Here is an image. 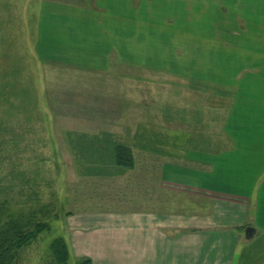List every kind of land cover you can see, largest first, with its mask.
<instances>
[{
  "label": "rangeland",
  "instance_id": "rangeland-1",
  "mask_svg": "<svg viewBox=\"0 0 264 264\" xmlns=\"http://www.w3.org/2000/svg\"><path fill=\"white\" fill-rule=\"evenodd\" d=\"M95 3L0 0V193L16 211L54 206L19 264H54L56 238L69 264H85L69 217L176 209L150 176L149 199L137 197L151 168L157 181L165 161L182 162L163 154L180 156L196 138L218 143L213 129L264 123V79L234 78L243 61L264 64V0ZM213 80L233 97L213 96ZM116 144L131 148V169L110 161Z\"/></svg>",
  "mask_w": 264,
  "mask_h": 264
},
{
  "label": "crops",
  "instance_id": "crops-1",
  "mask_svg": "<svg viewBox=\"0 0 264 264\" xmlns=\"http://www.w3.org/2000/svg\"><path fill=\"white\" fill-rule=\"evenodd\" d=\"M99 2L96 0L95 5L100 6ZM242 64L234 78L264 79V64ZM213 82V96L217 91L222 97H233L231 91L228 93L229 83L224 94L221 82L217 90ZM261 106L264 95L257 103ZM230 113L235 118L234 110ZM181 130L185 136L198 131ZM208 131L194 133L205 135ZM210 131L225 137H219L218 143H203V137L196 138L201 144L188 145L179 151L180 156L172 150L163 154L164 160L169 155L182 162L165 161L162 178L157 181L151 168L147 189L138 190L137 197L149 199L146 191L150 176V189L159 183L167 200L175 196L171 203L177 205L176 209L69 217L74 255L90 259L91 264H264V123L227 125ZM183 198L191 199L194 209L177 204ZM150 199L154 200L153 195ZM248 228L254 230L250 237Z\"/></svg>",
  "mask_w": 264,
  "mask_h": 264
},
{
  "label": "trees",
  "instance_id": "trees-1",
  "mask_svg": "<svg viewBox=\"0 0 264 264\" xmlns=\"http://www.w3.org/2000/svg\"><path fill=\"white\" fill-rule=\"evenodd\" d=\"M113 150L110 160L113 164L128 169L134 166L131 148L116 144ZM49 207L27 213L16 211L11 208L9 199L0 193V264H19L21 251L50 230L54 206L51 211ZM50 251L54 264H69L70 251L61 238L52 241ZM85 264H91V260L86 259Z\"/></svg>",
  "mask_w": 264,
  "mask_h": 264
},
{
  "label": "water",
  "instance_id": "water-1",
  "mask_svg": "<svg viewBox=\"0 0 264 264\" xmlns=\"http://www.w3.org/2000/svg\"><path fill=\"white\" fill-rule=\"evenodd\" d=\"M252 232L254 233V230H253L252 228H248V229L246 230V234H247V236L250 237L249 234L252 233Z\"/></svg>",
  "mask_w": 264,
  "mask_h": 264
}]
</instances>
